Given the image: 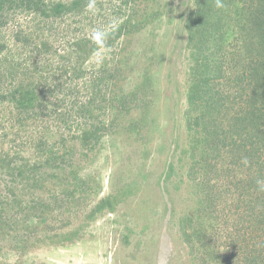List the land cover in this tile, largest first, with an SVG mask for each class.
<instances>
[{
	"label": "rangeland",
	"instance_id": "rangeland-1",
	"mask_svg": "<svg viewBox=\"0 0 264 264\" xmlns=\"http://www.w3.org/2000/svg\"><path fill=\"white\" fill-rule=\"evenodd\" d=\"M193 5L194 0H81L71 14L78 17L55 26L77 29V35L84 29L95 36L89 46L95 49L82 48L76 56L73 41L62 37L50 41L45 57L35 58L32 48L21 53L32 72H49L42 71L48 88L45 103L35 109L43 113L22 131L0 121V151L17 156L13 166L27 160L35 166L33 177L16 182L7 162H0V264H156L165 252L167 264H233L230 254H211L190 229L184 235V221L212 235L225 213L231 215L225 233L257 218L254 188L213 187L222 198L212 209L209 187L198 183L215 173L206 171L201 145L194 148L203 134L189 131L185 121L194 57L184 23ZM147 14L153 15L146 19ZM121 27L133 32L105 47L104 36ZM103 60L119 65L120 75L96 74ZM82 66L84 77L72 79ZM96 77L94 93L72 86ZM75 93L77 104L94 98L93 112L81 119L75 108L83 104H70ZM12 107L3 105L2 120ZM94 130L96 140L81 138ZM44 131L42 147H31ZM240 195L249 206L237 200ZM103 200L107 205L100 210Z\"/></svg>",
	"mask_w": 264,
	"mask_h": 264
},
{
	"label": "trees",
	"instance_id": "trees-1",
	"mask_svg": "<svg viewBox=\"0 0 264 264\" xmlns=\"http://www.w3.org/2000/svg\"><path fill=\"white\" fill-rule=\"evenodd\" d=\"M221 2L224 6L217 8L216 0H194L186 16L184 27L194 58L189 71L185 121L189 131L203 134L201 140H196L194 148L201 145L206 171L215 173L198 181L209 187L206 196L211 195L212 198V188L217 186L224 192L230 185L239 187V192L243 187L247 190L254 188L257 191L254 196L257 218L253 222L250 218L237 222L232 233H225L231 227L228 218L231 215L225 213L220 223L227 224L228 228L223 225L215 227L212 235L207 234L199 223L196 230L191 221L189 225L184 221V235L189 237L192 232V238L201 240L211 254H217V251L230 254L228 260L233 264H264V191H258L256 185L257 179H264V0ZM80 3L81 0H60L57 3L53 0H0V111L3 113L0 121L5 123L6 129L16 127L22 131L34 116L39 117L38 114L43 113L42 109H35L43 106L47 96L46 77L42 74L46 70H39V74L32 72L26 56L21 53L25 54L32 48L35 58L45 57L50 41L62 37L73 41L70 45L76 56L82 48L95 49L94 45L89 48L95 42V36L84 29L77 35V29L55 26L68 20L69 16L78 17L79 14H71ZM152 15L147 14L146 19ZM23 16L28 23L19 24L22 21L19 18ZM123 28H116L104 36L109 41L105 47L110 46L113 38L133 32ZM97 67L100 68L96 74L101 77L104 71L122 72L119 65L108 60H103ZM82 68L74 69L76 77L73 74L71 78L78 80L84 77ZM97 82L96 77L95 81L73 82L72 86L94 93L97 86L99 89ZM100 85H106L105 81L102 80ZM75 97L76 93L70 104H83L75 108L80 119L84 117L83 113L93 112L94 108L89 104L94 98L91 97L89 103L77 104ZM5 103L13 107L9 116L2 120L6 113L3 109ZM95 131H84L81 138L84 141L96 140ZM38 137H41L39 143L31 147L39 149L48 138L45 131ZM16 158V155L0 151V162H7L13 170V179L16 182L20 178L29 180L35 166H31L29 160L13 166V163L17 164ZM226 162L228 165L225 167ZM221 198V192L217 196L214 194L212 206L210 204L208 208L214 209L215 204L221 203ZM237 200L249 206L241 195ZM106 202L103 200L98 209L106 208ZM108 203L113 204L110 200ZM249 208L253 210V207ZM215 210L219 212L220 208L215 207Z\"/></svg>",
	"mask_w": 264,
	"mask_h": 264
},
{
	"label": "clouds",
	"instance_id": "clouds-1",
	"mask_svg": "<svg viewBox=\"0 0 264 264\" xmlns=\"http://www.w3.org/2000/svg\"><path fill=\"white\" fill-rule=\"evenodd\" d=\"M223 6L224 5L221 2V0H216V7L217 8H222ZM88 8L94 14V6L92 4H90L88 6ZM96 34L98 35L99 33L97 32ZM256 185H257L258 191H264V179H257ZM156 264H167V253L166 252L164 254H160L157 256Z\"/></svg>",
	"mask_w": 264,
	"mask_h": 264
}]
</instances>
